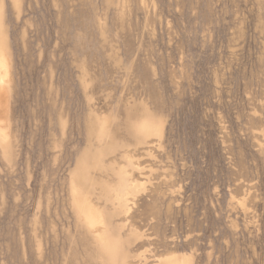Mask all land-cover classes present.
Here are the masks:
<instances>
[{
	"label": "rangeland",
	"instance_id": "374dc122",
	"mask_svg": "<svg viewBox=\"0 0 264 264\" xmlns=\"http://www.w3.org/2000/svg\"><path fill=\"white\" fill-rule=\"evenodd\" d=\"M0 264H264V0H0Z\"/></svg>",
	"mask_w": 264,
	"mask_h": 264
}]
</instances>
